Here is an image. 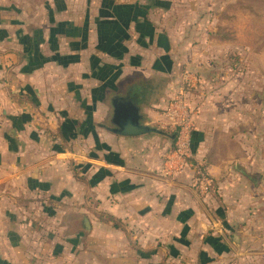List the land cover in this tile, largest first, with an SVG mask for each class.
<instances>
[{"label": "crops", "instance_id": "1", "mask_svg": "<svg viewBox=\"0 0 264 264\" xmlns=\"http://www.w3.org/2000/svg\"><path fill=\"white\" fill-rule=\"evenodd\" d=\"M43 3L0 2V264H264L262 184L244 137L187 88L199 62L175 1ZM179 93L192 157L169 161ZM121 100L169 135L107 129Z\"/></svg>", "mask_w": 264, "mask_h": 264}, {"label": "rangeland", "instance_id": "2", "mask_svg": "<svg viewBox=\"0 0 264 264\" xmlns=\"http://www.w3.org/2000/svg\"><path fill=\"white\" fill-rule=\"evenodd\" d=\"M45 1L0 0L25 8H38ZM174 1L167 19L184 49H193L199 62L196 86L187 88L195 89L202 104L218 108L219 116L228 120L227 135L244 137L242 164L250 169L252 182L260 181L259 194L264 196V0Z\"/></svg>", "mask_w": 264, "mask_h": 264}, {"label": "built area", "instance_id": "3", "mask_svg": "<svg viewBox=\"0 0 264 264\" xmlns=\"http://www.w3.org/2000/svg\"><path fill=\"white\" fill-rule=\"evenodd\" d=\"M167 123L164 126L175 133V152L169 156V161H173L176 157L189 159L192 157V118L193 112L186 102L185 95L179 93L172 98L165 112ZM199 187L206 190L211 184L208 177L202 171L199 172Z\"/></svg>", "mask_w": 264, "mask_h": 264}, {"label": "water", "instance_id": "4", "mask_svg": "<svg viewBox=\"0 0 264 264\" xmlns=\"http://www.w3.org/2000/svg\"><path fill=\"white\" fill-rule=\"evenodd\" d=\"M114 105V113L110 119L111 126L104 125L110 131L127 136L142 135L149 132L169 135L155 125L141 122L139 110L132 101L121 100ZM172 137L174 138L175 134Z\"/></svg>", "mask_w": 264, "mask_h": 264}, {"label": "trees", "instance_id": "5", "mask_svg": "<svg viewBox=\"0 0 264 264\" xmlns=\"http://www.w3.org/2000/svg\"><path fill=\"white\" fill-rule=\"evenodd\" d=\"M108 219H109L110 221H112L114 224H117V223H116V219H114L113 217L108 216Z\"/></svg>", "mask_w": 264, "mask_h": 264}]
</instances>
